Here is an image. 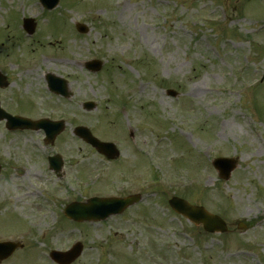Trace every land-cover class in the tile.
Segmentation results:
<instances>
[{"label": "rangeland", "instance_id": "374dc122", "mask_svg": "<svg viewBox=\"0 0 264 264\" xmlns=\"http://www.w3.org/2000/svg\"><path fill=\"white\" fill-rule=\"evenodd\" d=\"M24 17L36 22L32 36ZM93 59L105 62L98 73L85 68ZM1 66L35 101L22 97L23 111L67 127L53 147L40 132L8 135L0 124V242L23 244L0 264H54L49 251L76 240L85 251L74 264H264V0H60L53 12L0 0ZM43 70L67 79L69 99L45 88ZM78 125L115 142L120 159L107 168L75 137ZM55 152L66 162L61 180L48 169ZM218 157L239 160L227 182L211 164ZM123 164L131 194H144L139 205L78 227L58 215L85 180L97 182L84 196L120 193ZM173 195L219 214L231 232L194 227L169 208Z\"/></svg>", "mask_w": 264, "mask_h": 264}, {"label": "water", "instance_id": "95a60500", "mask_svg": "<svg viewBox=\"0 0 264 264\" xmlns=\"http://www.w3.org/2000/svg\"><path fill=\"white\" fill-rule=\"evenodd\" d=\"M43 3L48 7V8H53L57 5L58 0H41ZM34 25L32 21H27L26 22V28L28 30L33 31L34 30ZM78 28L81 32H86L87 29L83 26L78 25ZM93 70H99L100 69V64L99 63H94L93 65H90ZM170 94L175 95L174 92L169 91ZM2 115L0 116V118ZM2 119V118H1ZM0 119V120H1ZM11 124L12 126H20L23 128H29V129H37L39 127H44L42 126V122H32L26 119H12ZM53 126V125H52ZM54 126H59L58 124H54ZM62 127V125L60 124ZM56 130L52 134L54 136L56 133H58L59 129H53ZM82 137H84L90 144H92L94 147H96L99 151L110 154L111 151H114V147L111 144H104L100 143L97 139H95L89 131H79ZM116 154V152L114 151ZM111 157L114 155H110ZM214 164L216 168L220 171V176L227 180L229 179L232 171L236 168L237 166V161L232 160V159H217L214 161ZM139 197L137 196H132L131 199L127 200L126 204H130L128 202H131V205L139 201ZM104 202V200H100ZM91 207L89 206H76L75 209L70 208L67 213L68 216H74L75 219L78 221H83V220H92L93 216H95V219H102L110 214L113 213H118L119 209L115 203L112 204H105L102 205L103 203L98 202L97 200H93L90 202ZM170 204L172 207L178 211L179 213L187 216L192 222H194L196 225L203 224L205 229L209 232H224L227 230L225 222L219 218L218 216H214L209 214L204 208L202 207H195L187 203L186 201L179 199V198H174L170 201ZM102 205V206H101ZM101 206V207H100ZM11 247L6 246L3 244H0V258H5L11 254ZM82 251V245H77L75 250L71 252V254L68 255H60L58 253H54L53 256L54 258L59 261L61 264H69L72 261H74Z\"/></svg>", "mask_w": 264, "mask_h": 264}, {"label": "flooded vegetation", "instance_id": "af4514ba", "mask_svg": "<svg viewBox=\"0 0 264 264\" xmlns=\"http://www.w3.org/2000/svg\"><path fill=\"white\" fill-rule=\"evenodd\" d=\"M7 89H5V90L4 89H0V95H2V93L5 92ZM0 99L2 101L1 102L2 104L7 103L4 99L3 100H2V98H0ZM10 101L12 103H15V105L17 107H19V97L18 96L15 95L13 98L10 99ZM9 105L10 104L8 103L7 105H3V107L5 109L9 110V111H12V113H15V114L19 113V108H18V110L12 109V108L9 107ZM9 133L13 135V134L20 133V131H9ZM117 169H118V171H117L116 175L120 179L119 183L117 184V188L119 190H123V188H126V187H130L131 188V165L130 166H127V165H124V164L123 165H118ZM125 196L126 195H123V197H125Z\"/></svg>", "mask_w": 264, "mask_h": 264}]
</instances>
